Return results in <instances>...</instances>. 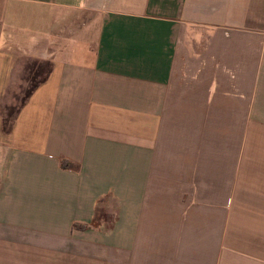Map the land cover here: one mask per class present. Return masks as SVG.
Listing matches in <instances>:
<instances>
[{
	"label": "crops",
	"instance_id": "obj_1",
	"mask_svg": "<svg viewBox=\"0 0 264 264\" xmlns=\"http://www.w3.org/2000/svg\"><path fill=\"white\" fill-rule=\"evenodd\" d=\"M0 264H264V0H0Z\"/></svg>",
	"mask_w": 264,
	"mask_h": 264
},
{
	"label": "rangeland",
	"instance_id": "obj_2",
	"mask_svg": "<svg viewBox=\"0 0 264 264\" xmlns=\"http://www.w3.org/2000/svg\"><path fill=\"white\" fill-rule=\"evenodd\" d=\"M34 73L37 71L33 66L30 67V69H27V72ZM29 80V77H28ZM28 87V86H27ZM29 94L28 91L24 90L20 93H16V101L15 104H11L10 107L3 109V114L5 117L6 125H9V123L15 118L19 107L21 106L22 102L25 100L26 96Z\"/></svg>",
	"mask_w": 264,
	"mask_h": 264
}]
</instances>
